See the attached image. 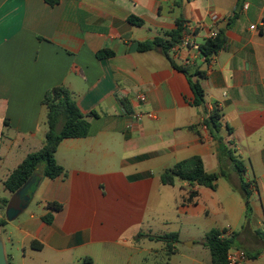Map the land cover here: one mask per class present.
<instances>
[{
	"label": "crops",
	"instance_id": "crops-1",
	"mask_svg": "<svg viewBox=\"0 0 264 264\" xmlns=\"http://www.w3.org/2000/svg\"><path fill=\"white\" fill-rule=\"evenodd\" d=\"M239 2L0 0V221H7L0 239L7 259L212 264L205 241L216 228L247 253L245 264H264V0H244L237 11ZM130 17L143 23L132 24ZM201 21L226 38L211 62L197 65L205 72L207 108L217 104L222 110V136L234 141L246 166L239 174L224 158L229 179L220 178L216 190L180 179L173 186L161 182L166 169L192 156L203 159L206 172H219L221 146L205 127L197 128L201 136L190 130L203 116L192 106L189 78L163 48L137 50L138 43L164 38L178 22ZM104 50L112 54L98 57ZM61 86L88 117L90 133L61 142L56 160L65 173L50 179L38 168L22 196L26 207L14 216L16 194L4 181L42 147V102ZM148 112L157 118H135ZM241 181L256 185L249 219ZM52 202L62 209H48ZM50 214L48 224L43 218ZM171 233L179 234V242L159 239ZM185 243L196 252L185 251Z\"/></svg>",
	"mask_w": 264,
	"mask_h": 264
},
{
	"label": "trees",
	"instance_id": "trees-1",
	"mask_svg": "<svg viewBox=\"0 0 264 264\" xmlns=\"http://www.w3.org/2000/svg\"><path fill=\"white\" fill-rule=\"evenodd\" d=\"M51 3L54 2L51 1ZM129 21L135 25H141L143 23L142 20L136 17H130ZM182 34L183 23L178 22L177 28L170 33H166L164 38L159 37L151 41L138 43L137 50L138 52H148L160 46L163 48L165 55L169 57L171 46L182 38ZM225 45L226 38L222 31H218L216 38L208 39L201 43L200 50L206 57V62L208 63L211 57L215 56ZM111 54L110 51L104 50L98 54V57H107ZM171 63L176 70L184 73L189 78L194 94L192 106L198 108L203 116L201 124L199 126H191L190 130L195 131L201 136L197 128L200 126L205 127L212 140L221 146L218 153L220 168L219 172L208 173L205 170L203 159L200 156H192L166 169L161 174V182L164 185L173 186L175 181L180 179L193 187L204 186L216 190L217 182L220 178L229 179L228 172L223 167L224 158L231 163L239 174L245 173V163L237 156L234 149V141L229 138L225 142V138L222 136V131L225 126L222 110L217 104H215L211 111L207 108L206 92L201 83V80L205 78V72L201 70V67H184L173 60H171ZM194 76L197 78L196 81L192 79ZM42 104L47 110V132L43 145L39 151L29 154L4 181L5 189L11 194H16L40 167H43V175L50 179H55L64 174L65 169L56 160V152L59 145L65 139L84 138L90 133L88 117L80 111L72 93L67 88L61 86L49 90L45 94ZM59 125H62L60 131L58 130ZM227 131L230 137L233 134V130L227 127ZM34 188L35 186L32 187V189ZM254 188L256 189L254 182L241 181L239 191L246 202L247 219L251 217L253 212L250 198ZM190 196L195 197L196 192L192 191ZM47 208L53 212H57L62 209V206L56 202H52L47 205ZM43 219L50 224L53 220V215H46ZM6 224V220L0 221V226H5ZM159 239L165 240L167 243H177L179 242V234L171 233L159 237ZM205 246L210 251L212 264H227L228 252L234 245L232 238L223 237V232L215 228L206 235ZM8 262L9 264H13L10 259H8Z\"/></svg>",
	"mask_w": 264,
	"mask_h": 264
},
{
	"label": "built area",
	"instance_id": "built-area-1",
	"mask_svg": "<svg viewBox=\"0 0 264 264\" xmlns=\"http://www.w3.org/2000/svg\"><path fill=\"white\" fill-rule=\"evenodd\" d=\"M206 29V33L202 34V31ZM218 32L212 27L209 28L204 22L183 23L182 38L175 44H173L169 50V57L171 60L180 63L184 67H197L198 62H206V57L200 50V45L205 40L214 39L217 37ZM213 57L209 60L211 62ZM140 102L146 101L145 95H139ZM143 116H147L150 119H156V115L153 112L146 114L139 113L135 116L137 119H141ZM249 257L247 253L242 249H230L227 255V264H245Z\"/></svg>",
	"mask_w": 264,
	"mask_h": 264
},
{
	"label": "water",
	"instance_id": "water-1",
	"mask_svg": "<svg viewBox=\"0 0 264 264\" xmlns=\"http://www.w3.org/2000/svg\"><path fill=\"white\" fill-rule=\"evenodd\" d=\"M243 4H244V0H240L237 11L241 10ZM36 177H37L36 173L33 174L32 177L25 183V185L16 193V197L14 200L15 201L14 216H17L26 207V205L23 204L22 196L33 185ZM26 198L29 199L28 196H26ZM0 264H9L5 251V245L1 239H0Z\"/></svg>",
	"mask_w": 264,
	"mask_h": 264
},
{
	"label": "rangeland",
	"instance_id": "rangeland-1",
	"mask_svg": "<svg viewBox=\"0 0 264 264\" xmlns=\"http://www.w3.org/2000/svg\"><path fill=\"white\" fill-rule=\"evenodd\" d=\"M204 239V237H203V235H202V240ZM185 240V239H184ZM201 240V239H200ZM190 242L191 241H188V244H190ZM185 246L187 247H183V249L185 250V251H190V252H192V253H195L196 252V250H197V248H194V249H191V248H189L188 247V245H186V243H185ZM189 248V249H188Z\"/></svg>",
	"mask_w": 264,
	"mask_h": 264
}]
</instances>
